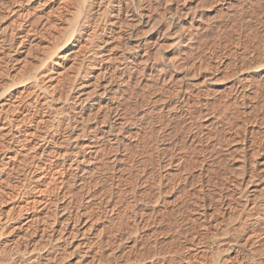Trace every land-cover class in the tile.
<instances>
[{
	"label": "rangeland",
	"instance_id": "rangeland-1",
	"mask_svg": "<svg viewBox=\"0 0 264 264\" xmlns=\"http://www.w3.org/2000/svg\"><path fill=\"white\" fill-rule=\"evenodd\" d=\"M117 1L118 0H19V3L18 0H0V14L4 18L0 21V32L1 26L5 27L3 28V32L5 33H0V37L4 39V42L0 41V46L4 43H10L9 37L11 36L8 35L10 34L9 27L13 25L12 20L15 18V14H9L10 10L8 9V12L3 9L2 6L6 7L9 4L8 6L11 8L15 6L18 10H22L23 14L28 12L18 17L19 11L16 16L23 19V27L27 26L26 28H29L26 29L24 27V33L31 32L28 33L30 38L29 42L26 41L24 46L17 48V50L12 49V47H0V90L7 84H12L14 81H20L25 79V77H31L30 80L28 79V82H19L10 88L9 94L11 93L10 95H14L13 98L15 96V98H18L15 101H23L24 105H30L36 93L40 94L39 100L42 103L41 106L44 105L48 110V112H45V117L46 119L48 118L46 124L42 123V125H38L35 121H23L22 123H18L24 116V113L21 115L19 112V120H13L9 125L6 124V122L11 120L9 116L12 112H9L10 108L7 104L3 105L2 103L8 101L6 99L11 96L8 94L9 96L7 95L8 97L6 99L0 101V264H187V260L190 259V257H196L198 260L197 264H264V235H262L260 229L264 225L258 227L256 225V219H258L260 215L264 216V187L262 188L261 186L258 192L249 193V197L252 198V200L249 199L253 202L245 203V196H241L242 200L241 197L240 199L239 197H237L238 199H233L236 202V207H234V209L230 207V204L234 201L229 199L235 197L240 189H234V192L233 186L230 187L231 183L228 181V171L230 169H227L230 168V164L236 161H232V157L230 156H237L238 151L240 152V149H234L232 144H229L230 146L227 145V143L232 140V136L235 135L234 130H237L236 128L240 129L245 123L247 127L252 128L253 126L252 130L254 131L257 129V131H262V129H264V100H262L264 99V93L261 94L264 90H260L264 89V86H261L264 82V76L262 78L261 75L264 73L262 71L259 76V73L251 72L254 76L247 78L249 73L248 70L252 69L250 68V62H252L253 66L257 63L264 62V0H184L185 2L180 0L182 4L179 0H171V3L167 2L169 0H160L161 6L166 2L167 4L162 7L158 6L155 9L156 12L153 11L152 16L155 13L153 16L154 18L155 15L163 13L162 15L165 17L162 15L159 16L160 19L158 18L159 20L157 21L160 22L158 23L155 21L156 26L154 25V28L151 27L153 30L149 29L147 25L145 26L146 23L140 24L138 26L139 30L136 28L133 34V39H135L134 42L130 43L131 46L129 44L130 47H133V44H137L138 41H142L144 38H146L147 41L145 47H140L139 49L141 50L138 49V53H140L138 54L137 60L139 62L136 60L132 77L127 86H125L126 89L124 90L126 91H124V96L121 100L122 107H124L122 109L125 110H123V113L129 116L128 118L126 116L127 119L130 120L131 118L130 122L135 119L133 116L137 115L135 116L137 119L134 120L136 124L134 123L135 125H133L131 122L132 126L129 125V130L127 129L128 135L126 133L122 138L123 142H121V140L119 142L120 145L117 144L116 146V150L117 148L125 147L124 149L122 148L125 152L121 154L119 153L120 151H114L112 148L114 152L112 151L105 158L103 157L104 161L102 160V162H99L94 158H96V156L101 157L99 155L101 149L98 147L95 151L96 148H91L95 152H86V155L92 160L90 163L92 166L87 163L82 165L83 168H90V173L87 174L83 171H75L74 167L78 160L77 157L72 156L71 158L63 159L62 157L52 156L51 143L48 140L53 136L55 137L54 141L56 144L57 142L59 143V137H61V132L58 131L57 134L54 130L58 128V126H54L55 124L57 125L58 112L61 110H69L70 108V103H65L64 98L69 99L72 96H80L82 93V82L88 81L92 84L96 83L98 79H102L101 76L103 73H101V70H103L104 67L101 69V66H105L110 62L112 63L115 61L113 63V69L109 68L107 70L106 75L108 80L113 84L121 81V75L113 72L117 64L121 62L118 58L124 62L126 61L124 58H127L126 54L128 55L127 50L129 46L126 47L125 43L121 41L119 33L123 34L127 32L129 26L124 22H132L134 18L140 15H136L135 13L143 11L145 14V12L148 13L149 10H151H148L150 7L145 0H143V3L142 0H119L121 3L120 6ZM149 1L153 3L154 0H148V3ZM158 1L159 0H155L154 3L156 4ZM6 3L7 5H5ZM185 3H188L190 6L194 5L192 6L193 8L196 6L195 11L197 13L194 12V10L191 12L193 8L189 5L188 7H190V9L187 8ZM168 4L171 5L169 6ZM179 4H181L183 8ZM158 9H160V11L163 10L157 13ZM180 9H189L192 17L188 16V19L186 18L185 20L184 18L181 22L174 23V13ZM170 10L171 12L175 10V12L170 13L172 17L168 15V18L167 14H169L168 12H170ZM22 11L20 13H22ZM72 16H74L73 19ZM48 17L50 18L48 19ZM121 18L122 24L120 26L118 23H121ZM118 19H120V21ZM138 19H140V17ZM169 19H173V21ZM68 20L70 21L69 23H67ZM112 20H118V23L114 21L112 24ZM154 20L156 19L154 18ZM108 22H110V24H108ZM169 22L171 24H169ZM123 23L124 27L122 28ZM176 24H179L181 28H179L178 25L176 26ZM8 25L9 27H7ZM125 27L126 32L123 30ZM144 29L149 30L150 33L148 31L147 33L141 32ZM178 29H180V31ZM110 30L112 32H110ZM47 31L51 33L49 32V34ZM71 31L74 34H72ZM136 33L137 35H135ZM55 34L57 35L56 37H54ZM67 36L72 39H68ZM104 37L110 40H108L109 44L106 43L107 47L103 48V53L102 51H98L99 48L96 46H99ZM147 38L149 40H147ZM67 39L69 42H67ZM60 42L64 43V45ZM91 49L92 51H90ZM8 50H11L12 53L5 55V52H8ZM94 50L97 51L95 52ZM71 51H74V53H71ZM141 52H143V54ZM98 54L100 57H98ZM108 55H111L114 60L111 59L112 61H108ZM241 56L242 59L245 57L243 59L244 63H240V61L242 62ZM246 58L248 60H246ZM4 60H8L9 63H6ZM143 60L144 62H142ZM245 60L249 62V67ZM254 60H257L256 64ZM211 62L214 65H211ZM240 65L243 66L242 70L240 69ZM164 66L165 68L168 67L164 69ZM17 67L20 69L18 70ZM159 67H163V69L161 70ZM157 68L159 69L157 70ZM233 69L235 72L237 71L236 74H234L235 72ZM231 73H233L234 76H231ZM113 74H115V77L112 76ZM118 75L120 77H117ZM239 77L241 78L239 79L240 82L242 81L241 83L238 81ZM252 77H254V79H251ZM256 77H259L261 80ZM242 78L246 79L243 80ZM249 79H251L250 82L253 80L251 84H253L252 86L257 92L256 84H260L258 88L260 92L256 94L254 91V94L251 93V95L246 96L244 95L245 92V94L250 93L249 86H246L247 80ZM232 83L236 85L234 91L232 87H235V85L233 84L232 86ZM40 86L44 89L40 88ZM245 87H247V89ZM114 88H116V85H114ZM229 88L233 93L230 92ZM42 90L43 93H41ZM177 92L180 94L178 95ZM237 93L239 97L240 94H242L241 98L238 97ZM61 94L62 96L59 97ZM185 95H188L187 99H185ZM231 95H234L237 100H235L234 96L232 98ZM252 95L255 98L250 97ZM260 96L263 98L261 99ZM52 97L56 99L50 101ZM246 99L249 103H246ZM259 99L260 101H258ZM255 100H257V102ZM236 101L242 103L238 104ZM250 101L252 103H250ZM253 101L255 102V107H253ZM243 104H245L247 108L243 107L245 106ZM173 105L177 106L175 107ZM249 106H252L250 107L251 110L256 109L258 112L262 110L260 111L261 113L259 112L262 118L258 116L257 121L250 120L251 122L254 121L252 122L253 124L246 120L249 118L247 117L248 115L251 116V112L249 114L247 113L251 111H248ZM258 106L259 109L257 108ZM186 107L189 109L185 111ZM237 108H240L241 112L237 111ZM105 109L106 108H104L103 111H105ZM242 109L247 111L246 116H244V111H242ZM254 110H252V112ZM103 111L101 115L103 113V115H106V112ZM142 111L143 113L148 111L149 113H147L149 115L151 114L150 116L153 118L152 121V118L148 116L146 120L149 121H146L147 125H144V129V123L142 126L140 125V128L137 124L138 121L141 122L138 118L142 115L138 114H143ZM27 112L28 111H25V113ZM242 113L243 115H241ZM156 114H159V116L162 115L160 116V121H158L159 118ZM186 114L188 116H186ZM236 115L240 117L236 119ZM166 118L168 123H163L162 120L165 122ZM242 118L246 121L242 122ZM238 119L241 121L239 122ZM241 122L242 124H240ZM148 124L153 128L148 130V128H150ZM90 126L93 127V125ZM229 127L230 129H228ZM231 127H233V130H231ZM137 130H139V132ZM140 131L147 133H143L142 135ZM200 131L201 133L203 132L202 134H206V137L199 134V140L197 133H200ZM129 132L134 134L131 133L129 135ZM191 133H193L194 138ZM200 135L201 137L203 136V140H201ZM224 136L227 137L226 140H224ZM144 137L147 138L145 139ZM196 137L198 138L197 140H195ZM220 139L224 140V143ZM197 141L198 143H196ZM219 141L222 143L220 144ZM62 142L64 141H60V144H62ZM231 147V150L228 149ZM227 149L230 150L228 151L229 153ZM227 153L230 155L228 156ZM201 155L204 157L203 159ZM183 156L185 159H183ZM177 157L181 159L178 162ZM216 158L219 159L216 160ZM182 160L185 161H183L184 164H182ZM222 160L228 161H223V163ZM217 161L219 164L228 162L229 164L227 163V166L218 164L219 166L225 167L227 170L223 171V169H221L222 167L219 170V166L216 165ZM262 161L263 160L260 162ZM213 162H216L215 165L217 168ZM187 163L190 166L193 164H199L201 166L197 165V167H195L196 165H193L194 167L191 166V169L190 166L186 165ZM211 164L216 168V175L213 171L210 172L209 176L211 179H209L208 172L207 174H205V172L209 171V169L215 170L214 167L213 169L211 168ZM255 166L260 169L264 167V163L261 164V166L260 164H252L253 168ZM188 168L191 170L188 171ZM259 171L262 172L263 169ZM198 172H202V174L205 175H201ZM186 173L190 174L191 180L186 179L189 178ZM224 173L227 175L224 176ZM183 175H186V177ZM155 176L157 178H155ZM199 176H204L205 179ZM193 179L195 183H193ZM202 180L205 181L203 182ZM189 181H193L192 183L195 185L191 184V182L189 183ZM224 181L226 182L224 183ZM182 183L185 184L183 185ZM229 183V188H227ZM188 185L190 187H188ZM191 185L193 186L191 187ZM201 186L202 190L200 189ZM232 194L233 196H231ZM251 194L254 197H251ZM202 196H205L204 201L206 203H204L207 204L206 210L204 208L206 205L203 203ZM222 196L225 198L223 199ZM198 197H200L202 201ZM196 200L199 203L201 202L199 206H197L198 208L196 207V205H198V203H195ZM226 200L230 201L228 208L224 207L227 206L225 205ZM223 202L224 205H222ZM256 203H258L257 206L255 208L252 207ZM219 205L222 207L223 216H221V207H219ZM216 207L220 209L218 211H220L221 214L218 213L216 209L214 210ZM212 209L217 213L213 211V214H211ZM207 210H211L208 212L209 215L214 216L217 214L215 217L221 218V220L215 218L217 223L218 220L219 222L224 220L223 223H220L223 227H220L219 224V228H217V226L215 228L213 225H215L214 222L216 221L210 223L207 217L209 215L206 213ZM234 218L237 220L236 224H234ZM198 219L202 220V222ZM206 219L207 221L205 222ZM228 222H230V224ZM200 223H203V230ZM204 225L210 226V229L212 227L214 229L212 231H217L218 234L225 231V229L226 231L223 233H229L223 234L224 238L219 239V243L215 244L213 243L214 233L213 235H211L212 233L210 234L211 238L207 236L210 231L207 229L208 226L204 229ZM228 229L231 231H228ZM194 231H196V233ZM200 234L203 237L199 236ZM196 236L200 238L201 241L204 239L202 241L206 246L204 247V252H202L203 250L200 251L201 249L196 251L198 248V246H196L198 245L196 244ZM194 237L196 238L194 239ZM190 238L191 242L194 241L192 242L193 244L190 242ZM206 238H209V240L211 239V241L208 240L207 242ZM205 242H207V244L209 243V245ZM210 243H212V245ZM233 243L236 245L234 246V248H236L235 251L227 250V245ZM256 244L258 246H256ZM193 245L196 248H194ZM258 247L260 248L258 249ZM207 251H209V253ZM218 251L219 253H217ZM203 260L205 261L203 262Z\"/></svg>",
	"mask_w": 264,
	"mask_h": 264
},
{
	"label": "bare ground",
	"instance_id": "bare-ground-1",
	"mask_svg": "<svg viewBox=\"0 0 264 264\" xmlns=\"http://www.w3.org/2000/svg\"><path fill=\"white\" fill-rule=\"evenodd\" d=\"M22 1V0H21ZM26 1H28V0H26ZM72 1V0H71ZM76 1V0H75ZM95 1V0H94ZM112 1V0H111ZM141 1V0H140ZM140 1H139V3H140ZM145 1H147V4H149V7L150 8H148V10L149 9H151V10H149V12H151V13H147V12H145V14L143 13V11L142 12H137V13H135L136 15L137 14H140L137 18H132L133 20H132V22L131 21H129L128 23H126V22H124L125 24H127L129 27H128V30H127V32H126V27L123 29V30H125V32L126 33H123V34H120L119 33V38H121V41H123L124 43H125V45H126V47L127 46H129V44L130 43H132V42H134V40L135 39H133V34H134V32H135V30H136V28L138 29V26L140 25V24H144V23H146L145 24V26L147 25V27L149 28V29H151V30H153V28H154V25L156 26V22H158L157 20H159L160 19V15H162V14H160V15H155V19L156 20H154V18H153V16H154V14H153V16H152V13H153V11H155V9L158 7V6H161L160 4H161V2H160V0L155 4L154 2H155V0L153 1V3H151L150 1H149V3H148V0H145ZM152 1V0H151ZM157 1V0H156ZM162 1H167V0H162ZM171 0H169V1H167V2H170ZM184 1V0H183ZM191 1V0H190ZM18 2H19V0H18ZM45 2V1H44ZM109 2V1H108ZM117 2H119V6H120V1L118 0ZM167 2L165 3V4H167ZM175 2V1H174ZM179 2H180V0H179ZM185 2V1H184ZM193 2V1H192ZM20 3V2H19ZM21 3H23V2H21ZM77 3V2H76ZM83 3H84V1H83ZM136 3V2H135ZM142 3H143V0H142ZM171 3V2H170ZM181 3V2H180ZM13 4V3H12ZM112 4V3H111ZM115 4V3H114ZM118 4V3H117ZM132 4V3H131ZM144 4H146V3H144ZM163 4V3H162ZM165 4L164 5H162V6H165ZM172 4H174V3H172ZM182 4V3H181ZM181 4H179V5H181ZM186 4V3H185ZM194 4V3H193ZM5 5H7V3L5 4ZM9 5V4H8ZM6 6V7H4V6H2L3 7V9H5V10H7L8 12H9V10H10V12H9V14L11 13V14H15V18H13V25H11L10 27H9V25L7 26V27H9V31H10V34H8V35H10L11 37H9L10 38V41H9V39H8V41L10 42V43H8V44H3V45H1L0 47H2V48H4V47H12V49H16L17 50V48H19V47H23L24 46V43H26V41L27 42H29V34L28 33H31L29 30V32L28 33H24V27H23V25H24V21H23V19H20V18H18L19 16H21V15H24L25 13H28V12H25L24 14H23V11H22V13H20L21 11H20V9L18 10V8H16L15 6H12V8L11 7H9V6ZM20 5V4H19ZM69 5V4H68ZM169 6L171 5V4H168ZM175 5V4H174ZM187 5V8H189L190 9V7H192V6H194V5H192V6H190L188 3L186 4ZM188 5L190 6V7H188ZM17 6V5H16ZM141 6V5H140ZM142 6H144V5H142ZM161 6V7H162ZM176 6V5H175ZM184 6V5H183ZM207 6V5H206ZM21 7H22V5H21ZM21 7H19V8H21ZM24 7V6H23ZM29 7V6H28ZM56 7H58V6H56ZM90 7V6H89ZM107 7V6H106ZM122 7V6H121ZM127 7V6H126ZM133 7V6H132ZM145 7V6H144ZM144 7H142V8H144ZM179 7V6H178ZM181 7H182V5H181ZM196 7V6H195ZM194 7V8H195ZM77 8V7H76ZM124 8V7H123ZM137 8H138V6H137ZM160 8V7H159ZM167 8V7H166ZM180 8V7H179ZM183 8V7H182ZM193 8V7H192ZM192 9L191 10V12L194 10V12H196L195 10H196V8L195 9ZM9 9V10H8ZM56 9V8H55ZM104 9V8H103ZM133 9V8H132ZM165 9V8H164ZM168 9V8H167ZM170 9V8H169ZM174 9V8H173ZM185 9V8H184ZM189 9H186V10H183V9H180V10H178L176 13H174V18H175V21H174V23H179V22H181V20H183L184 18H185V20H186V18L189 16H191L190 15V10ZM24 10V9H23ZM28 10V9H27ZM33 10V9H32ZM73 10V9H72ZM137 10V9H136ZM163 10V9H162ZM161 10V11H162ZM166 10V9H165ZM6 11V12H7ZM20 11V12H19ZM59 11V10H58ZM86 11V10H85ZM88 11V10H87ZM98 11V10H97ZM106 11V10H105ZM128 11V10H127ZM138 11V10H137ZM160 11V9H158V11H157V13L158 12H161ZM4 12V11H3ZM18 12H19V14H18ZM53 12V11H52ZM56 12V11H55ZM61 12V11H60ZM73 12V11H72ZM156 12V11H155ZM173 12H175V10L173 11ZM173 12H171V10H170V12H168L169 14H167V17H168V15H170V13H173ZM39 13V12H38ZM74 13H75V11H74ZM101 13V12H100ZM103 13V12H102ZM147 13V14H146ZM197 13V12H196ZM16 14H18L17 16H16ZM47 14V13H46ZM86 14V13H85ZM91 14V13H90ZM165 14V13H164ZM192 14H194V13H192ZM39 15V14H38ZM42 15V14H41ZM40 15V16H41ZM55 15V14H54ZM124 15H126V14H124ZM173 15V14H172ZM197 15V14H196ZM29 16V15H28ZM47 16V15H46ZM62 16V15H61ZM61 16H60V18H61ZM105 16V15H104ZM108 16V15H107ZM156 16H157V18H156ZM163 16V15H162ZM162 16H161V18H162ZM171 16V15H170ZM67 17V16H66ZM106 17V16H105ZM136 17V16H135ZM140 17V19H138ZM144 17V18H143ZM163 17H165V16H163ZM172 17V16H171ZM192 17V16H191ZM47 18V17H46ZM45 18V19H46ZM50 17H48V19H49ZM63 18V17H62ZM74 18V16H72V19ZM89 18V17H88ZM107 18V17H106ZM123 18V17H122ZM122 18H121V23H118V20L120 21V19H118L117 21L116 20H114V21H116L118 24H120V26H121V24H122ZM159 18V19H158ZM169 18V17H168ZM167 18V19H168ZM196 18V17H195ZM2 19H4L3 17H2V15L0 14V21L2 20ZM69 19V18H68ZM103 19H105V18H103ZM130 19V18H129ZM144 19V20H143ZM166 19V20H167ZM188 19V18H187ZM191 19V18H190ZM10 20V21H11ZM63 20V19H62ZM70 20V19H69ZM68 20V22L67 23H69L70 21ZM169 20H172L173 21V19H169ZM11 21V22H12ZM56 21V20H55ZM59 21V20H58ZM57 21V22H58ZM111 21V20H110ZM114 21L112 20V24L114 23ZM124 21V20H123ZM156 21V22H155ZM168 21V20H167ZM190 21V20H189ZM50 22V21H49ZM115 22V23H116ZM131 22V23H130ZM160 22V21H159ZM158 22V23H159ZM195 22V21H194ZM29 23V22H28ZM124 23H123V25H122V28L124 27ZM130 23V24H129ZM155 23V24H154ZM157 23V24H158ZM173 23V24H174ZM183 23H184V21H183ZM7 24V23H6ZM9 24V23H8ZM31 24V23H30ZM107 24V23H106ZM108 24H110V22H108ZM169 24H171L170 22H169ZM26 25V24H25ZM159 25V24H158ZM179 26V28H181V26L179 25V24H176V26ZM182 25V24H181ZM186 25V24H185ZM5 26V25H4ZM79 26V25H78ZM103 26H105V25H103ZM108 26V25H107ZM112 26V25H111ZM110 26V27H111ZM118 26V25H117ZM150 26V27H149ZM166 26V25H165ZM169 26V25H168ZM183 26H184V24H183ZM27 27V26H26ZM25 27V28H26ZM32 27V26H31ZM41 27V26H40ZM106 27V26H105ZM105 27H104V29H105ZM109 27V26H108ZM143 27V26H142ZM151 27H153V28H151ZM185 27V26H184ZM187 27V26H186ZM3 28H5V27H3V26H1V32H3ZM140 29H143V28H141V27H139ZM167 28V27H166ZM176 28V27H175ZM26 29H29V28H26ZM53 29H55V28H53ZM193 29V28H192ZM6 30V29H5ZM49 30V29H48ZM60 30V29H59ZM109 30V29H108ZM122 30V31H123ZM139 30V29H138ZM179 31H180V29H178ZM186 30V29H185ZM189 30V29H188ZM8 31V32H9ZM43 31V30H42ZM52 31V30H51ZM102 31H104V30H102ZM141 31V30H140ZM147 31L149 32V30H142L141 32H144V33H147ZM164 31V30H163ZM177 31V30H176ZM175 31V32H176ZM0 32V33H1ZM48 33L50 32V31H47ZM58 32V31H57ZM72 32V31H71ZM110 32H112L111 30H110ZM138 32V31H137ZM162 32V31H161ZM178 32V31H177ZM176 32V33H177ZM182 32H183V30H182ZM181 32V33H182ZM187 32V31H186ZM198 32V31H197ZM196 32V33H197ZM5 32H3L2 34H4ZM51 33V32H50ZM49 33V34H50ZM60 33V32H59ZM70 33V32H69ZM150 33V32H149ZM184 33H185V31H184ZM7 34V33H6ZM34 34H36V33H34ZM41 34V33H40ZM39 34V35H40ZM62 34H64V33H62ZM72 34H74L73 32H72ZM105 34V33H104ZM118 34V33H117ZM139 34V33H138ZM169 34V33H168ZM190 34H191V32H190ZM101 35V34H100ZM110 35V34H109ZM108 35V36H109ZM135 35H137V33L135 34ZM145 35V34H144ZM147 35V34H146ZM175 35V34H174ZM180 35V34H179ZM188 35V34H187ZM5 36V35H4ZM51 36V35H50ZM57 35L55 34V36L54 37H56ZM62 36V35H61ZM70 36H71V33H70ZM73 36V35H72ZM91 36V35H90ZM94 36V35H93ZM140 36H142V35H140ZM151 36V35H150ZM170 36H172V35H170ZM176 36V35H175ZM181 36V35H180ZM184 36V35H183ZM195 36V35H194ZM33 37V36H32ZM68 37V36H67ZM87 37V36H86ZM92 37V36H91ZM185 37V36H184ZM1 39H0V41H3L4 42V39L2 38V37H0ZM5 38H6V36H5ZM53 38V37H52ZM33 39V38H32ZM49 39V38H48ZM47 39V40H48ZM55 39V38H54ZM59 39V38H58ZM57 39V40H58ZM68 39H70L69 37H68ZM68 39H67V42H69L68 41ZM72 39V38H71ZM70 39V40H71ZM78 39V38H77ZM80 39V38H79ZM90 39V38H89ZM99 39H101V38H99ZM139 39V38H138ZM145 39V40H144ZM142 41H138L137 42V44H133V47H130L131 46V44H130V46H129V48H128V55L126 54V56H127V58L125 59L124 57V60H126L125 62L123 61V60H120L119 58H118V60L119 61H121L120 63H118L117 64V67L116 68H114L115 70H114V72L113 73H118V74H120L121 75V81L119 82V83H117L116 81V83H112L111 81H109L108 80V78H107V75H106V73H107V70L109 69V68H112L113 69V63L115 62H110V63H108L107 61V65H102L101 66V69L104 67V69L103 70H101V73H103V75L101 76V78L102 79H98L97 80V82L96 83H92L91 84V82H88V81H86V82H82L81 83V86H82V89H81V95L80 96H72V97H70L69 99L68 98H64V102L65 103H70V108H69V110H65V111H57L58 112V114L59 115H57L58 117H57V125L55 124V122H54V126H58V128L57 129H54L56 132L55 133H57L58 131H60L61 132V137H59V143L57 142L56 144H55V141H54V138L55 137H53L52 136V138H50V140H48L50 143H51V154H52V156H56V157H62L63 159L64 158H71L72 156H75V157H77L78 158V160H77V163H75V167H74V169H75V171L76 172H78V171H83L84 173L86 172V174L87 173H90V168H83L82 167V165L84 164H89V165H91L90 163H91V161L92 160H90L88 157H87V155H86V152H92V153H94L96 150H97V148L99 147L101 150H100V153H99V155L101 156V157H99V156H96V158H94L96 161H99V162H102V160H103V157L105 158L107 155H109L113 150L114 151H120L119 153H121V154H123L125 151L122 149V148H117V150H116V146H117V144L118 145H120L119 144V142L122 140V138L126 135V133H127V135H128V130H129V125H131L132 123H133V125H135L136 124V122L134 121V120H136L137 118L135 117V116H137V115H135V116H133V113H132V116L135 118L133 121H131L130 122V120H131V118H130V120L129 119H127L129 116H127V115H124V109H122V108H124V107H122L123 105H122V99H123V96H124V91H126V90H124V89H126L125 88V86H127V84L129 83V81H130V79H131V77H132V73H133V71H134V67H135V63H136V60H137V57H138V54L140 53H138V49L140 48V47H145V45L147 44V41H146V38H144ZM7 40V39H6ZM108 40H110V39H108V38H102V40H101V42H100V44H99V46H96V47H98L99 49H98V51H104L103 50V48H106L107 46H106V43H108L109 44V42H108ZM147 40H149L148 38H147ZM151 40V39H150ZM189 40V39H188ZM48 41H50V40H48ZM93 41V40H92ZM118 41V40H117ZM187 41V40H186ZM31 42V41H30ZM54 42H55V40H54ZM58 42V41H57ZM88 42V41H87ZM91 42V41H90ZM175 42V41H174ZM44 43V42H43ZM60 43H62V42H60ZM119 43H120V41H119ZM177 43V42H176ZM193 43V42H192ZM32 44H34V43H32ZM55 44V43H54ZM98 44H96V45H98ZM123 44V43H122ZM194 44V43H193ZM192 44V45H193ZM42 45V44H41ZM45 45V44H44ZM43 45V46H44ZM62 45H64V43H62ZM61 45V46H62ZM93 45V44H92ZM95 45V44H94ZM134 45H135V47H134ZM179 45V44H178ZM38 46V45H37ZM40 46V45H39ZM54 46V45H53ZM55 46H56V44H55ZM86 46V45H85ZM34 47H35V45H34ZM82 47V46H81ZM197 47V46H196ZM42 48V47H41ZM54 48V47H53ZM58 48V47H57ZM77 48H79V47H77ZM83 48V47H82ZM146 48H148V47H146ZM9 49V48H8ZM49 49V48H48ZM87 49V48H86ZM93 49H95V48H93ZM97 49V48H96ZM2 50V49H1ZM76 50V49H75ZM80 50H81V48H80ZM79 50V51H80ZM139 50H141V49H139ZM146 50V49H145ZM262 50V49H261ZM4 51V50H3ZM11 50H8V52H5V55H7L8 53H12V51L10 52ZM78 51V52H79ZM90 51H92V49L90 50ZM95 51V50H94ZM97 51V50H96ZM95 51V52H96ZM191 51V50H190ZM195 51V50H194ZM258 51V50H257ZM15 52V51H14ZM213 52V51H212ZM255 52V51H254ZM263 52V51H262ZM3 53V52H2ZM71 53H74V51H71ZM81 53V52H80ZM93 53V52H92ZM104 53V52H103ZM142 54H143V52H141ZM144 53H145V51H144ZM259 53V52H258ZM64 54V53H63ZM78 54V53H77ZM101 54V53H100ZM149 54H150V52H149ZM251 54V53H250ZM263 54H264V52H263ZM25 55V54H24ZM89 55V54H88ZM93 55V54H92ZM95 55H97V54H95ZM99 55V54H98ZM183 55V54H182ZM187 55V54H186ZM246 55V54H245ZM259 55V54H258ZM258 55H256V56H258ZM28 56V55H27ZM105 56V55H104ZM141 56V55H140ZM83 57V56H82ZM92 57V56H91ZM93 57H95V56H93ZM98 57H100V55L98 56ZM97 57V58H98ZM143 57H146V56H143ZM151 57V56H150ZM260 57V56H259ZM259 57H257V58H259ZM262 57V56H261ZM264 57V56H263ZM2 58V57H1ZM4 58V57H3ZM52 58V57H51ZM104 58V57H103ZM106 58V57H105ZM117 58V57H116ZM166 58V57H165ZM245 58V57H244ZM243 58V59H244ZM253 58V57H252ZM255 58V57H254ZM13 59V58H12ZM17 59V58H16ZM49 59V58H48ZM94 59V58H93ZM114 60V58H112V56L111 55H108V58H107V60L109 61V60ZM145 59V58H144ZM164 59V58H163ZM194 59V58H193ZM202 59V58H201ZM200 59V60H201ZM207 59V58H206ZM241 59H242V56H241ZM242 59V62L240 61V63H244L243 60ZM251 59V58H250ZM264 59V58H263ZM262 59V60H263ZM25 60H26V58H25ZM46 60V59H45ZM92 60V59H91ZM99 60H102V59H99ZM106 60V59H105ZM111 60V61H112ZM116 60V59H115ZM146 60V59H145ZM167 60V59H166ZM169 60V59H168ZM180 60V59H179ZM204 60V59H203ZM238 60V59H237ZM246 60H248L247 58H246ZM245 60V62H247ZM4 61H6V60H4ZM21 61V60H20ZM98 61V60H97ZM123 61V62H122ZM188 61V60H187ZM194 61V60H193ZM192 61V62H193ZM208 61H209V59H208ZM212 61V60H211ZM214 61V60H213ZM251 61V60H250ZM253 61V60H252ZM255 62V64H256V61L257 60H254ZM264 61V60H263ZM8 62V60L6 61V63ZM18 62V61H17ZM25 62V61H24ZM55 62H57V61H55ZM105 62V63H106ZM137 62H139L138 60H137ZM142 62H144V60L142 61ZM165 62V61H164ZM210 62V61H209ZM236 62V61H235ZM4 63V62H3ZM9 63V62H8ZM33 63V62H32ZM61 63V62H60ZM189 63V62H188ZM203 63V62H202ZM239 63V62H238ZM238 63H237V65H238ZM249 62H247L246 64L248 65V67H249V64H248ZM251 63V67L250 68H252V69H250V70H248L249 71V73H248V75H247V73H246V75L248 76L247 78H250L251 76H254V75H252L251 74V72H255V73H259V76H260V74H261V72L263 71V73H264V62H262V63H257L256 65H252V62H250ZM28 64V63H27ZM100 64H102V63H100ZM116 64V63H115ZM134 64V65H133ZM138 64V63H137ZM193 64V63H192ZM208 64V63H207ZM213 63L211 62V65H212ZM6 65V64H5ZM20 65V64H19ZM36 65V64H35ZM71 65V64H70ZM154 65V64H153ZM152 65V66H153ZM156 65V64H155ZM181 65V64H180ZM209 65H210V63H209ZM214 65V64H213ZM235 65V64H234ZM241 65H243V64H241ZM240 65V69L242 70V67L244 66H241ZM31 66V65H30ZM42 66V65H41ZM44 66V65H43ZM215 66H216V64H215ZM236 66V65H235ZM79 67V66H78ZM94 67V66H93ZM100 67V66H99ZM137 67V66H136ZM142 67H143V65H142ZM145 67V66H144ZM168 67V66H167ZM166 67V68H167ZM179 67V66H178ZM191 67V66H190ZM224 67V66H223ZM247 67V66H246ZM245 67V68H246ZM18 68V67H17ZM33 68V67H32ZM47 68V67H46ZM68 68V67H67ZM77 68V67H76ZM160 68V67H159ZM159 68H157V70L159 69ZM165 68V66H164V69H166ZM186 68V67H185ZM195 68V67H194ZM206 68V67H205ZM214 68V67H213ZM222 68V67H221ZM226 68H227V66H226ZM20 68H18V70H19ZM34 69V68H33ZM32 69V70H33ZM73 69V68H72ZM137 69H139V68H137ZM161 70L163 69V67L162 68H160ZM187 69V68H186ZM235 69V68H234ZM234 69H233V71H234ZM237 69V68H236ZM238 69H239V66H238ZM77 70H78V68H77ZM177 70V69H176ZM194 70V69H193ZM211 70V69H210ZM240 70V71H241ZM24 71V70H23ZM22 71V72H23ZM29 71V70H28ZM65 71V70H64ZM112 71V70H111ZM239 71V72H240ZM0 72H1V69H0ZM158 72V71H157ZM156 72V73H157ZM161 72V71H160ZM160 72H159V74H160ZM164 72H165V70H164ZM232 72V71H231ZM235 72V71H234ZM237 72V71H236ZM236 72L234 73V74H236ZM47 73V72H46ZM155 73V72H154ZM28 74V73H27ZM232 74V75H231ZM230 75L231 76H234V74L233 73H231ZM238 74V73H237ZM25 75V74H24ZM45 75H47V74H45ZM44 75V76H45ZM68 75V74H67ZM76 75V74H75ZM87 75V74H86ZM110 75H111V72H110ZM115 74H113L112 76H114ZM18 76H20V75H18ZM39 76V75H38ZM55 76V75H54ZM69 76V75H68ZM94 76H96V75H94ZM187 76V75H186ZM263 76H264V74L263 75H261V77L263 78ZM115 77V76H114ZM117 77H120L119 75L117 76ZM116 77V78H117ZM183 77V76H182ZM238 77V76H237ZM244 77H246V76H244ZM19 78V77H18ZM30 78L31 77H25V79H22V80H20V81H14L12 84H7L3 89H1L0 90V101L1 100H3V99H6L10 94H9V90H10V88H12L14 85H16L17 83H19V82H21V83H25V82H28V79L30 80ZM52 78V77H51ZM68 78V77H67ZM66 78V79H67ZM134 78V77H133ZM257 79H260L259 77H256ZM36 79H37V77H36ZM239 79H241L240 77L238 78V81H239ZM243 79V78H242ZM246 79V78H245ZM245 79H243V80H245ZM251 79H254V77H252ZM251 79H249V80H247V84H246V86L248 85L249 86V91H250V93H247V94H245L244 93V95H246V96H249V95H251V93H253L255 90H254V87L252 86L253 84H251L252 83V81L250 82V80ZM264 79V78H263ZM44 80V79H43ZM42 80V81H43ZM56 80V79H55ZM261 80V79H260ZM44 81H46V80H44ZM163 81V80H162ZM256 81V80H255ZM254 81V82H255ZM263 81V80H262ZM12 82V81H11ZM59 82V81H58ZM240 82V81H239ZM242 82V81H241ZM240 82V83H241ZM230 83V82H229ZM257 83V82H256ZM255 83V84H256ZM259 83H261V82H259ZM258 83V84H259ZM35 84V83H34ZM50 84V83H49ZM157 84V83H156ZM155 84V85H156ZM179 84V83H178ZM233 84L234 83H232V86H233ZM254 84V85H255ZM32 85V84H31ZM64 85V84H63ZM114 85H116V88H114ZM235 85V84H234ZM245 85V84H244ZM264 86V82L261 84V86ZM57 86V85H56ZM68 86V85H67ZM129 86V85H128ZM256 86H257V89H256V87H255V89L256 90H258V92H260L259 91V86H260V84L259 85H257L256 84ZM49 87V86H48ZM131 87V86H130ZM162 87V86H161ZM166 87V86H165ZM231 87V86H230ZM234 87V86H233ZM233 87H232V90L234 91L235 90V88H236V85H235V87H234V89H233ZM242 87H244V86H242ZM40 88H42V89H44L42 86H40ZM39 88V89H40ZM170 88V87H169ZM175 88V87H174ZM246 89H247V87H245ZM245 88H243V89H245ZM49 89V88H48ZM159 89V88H158ZM230 89V88H229ZM241 89V88H240ZM240 89H239V91H240ZM164 90V89H163ZM170 90V89H169ZM175 90V89H174ZM190 90V89H189ZM231 89H230V92H232L233 93V91H232ZM242 90V89H241ZM260 90H264V89H260ZM65 91V90H64ZM166 91V90H165ZM181 91V90H180ZM236 91H238V90H236ZM34 92V91H33ZM32 92V93H33ZM157 92V91H156ZM179 92V91H178ZM177 92V93H178ZM256 92V94L258 93L257 91H255ZM41 93H43V90L41 91ZM55 93V92H54ZM177 93H175V94H177ZM190 93V92H189ZM262 93H264V91L263 92H261V94ZM9 94V95H8ZM126 94V93H125ZM161 94V93H160ZM168 94H170V93H168ZM172 94V93H171ZM180 93H178V95H179ZM238 94V93H237ZM254 94V93H253ZM255 94V95H256ZM260 94V93H259ZM8 95V96H7ZM20 95V94H19ZM18 95V96H19ZM67 95V94H66ZM241 95L242 94H240V97H239V94H238V97L239 98H241ZM243 95V96H244ZM254 95V96H255ZM6 96V97H5ZM11 97H9L8 99H6V100H8V101H5L4 103H2L3 105H8L9 106V108H10V113L12 112V114L9 116V118L11 119V120H9V122H6V124H11L12 123V121L13 120H16V119H18L19 118V112H20V114L22 115L23 113H24V116L18 121V123H22L23 121H28V122H33V121H35L36 122V124H38V125H42V123L43 124H46L47 122H48V118L46 119V117H45V112H48V110L46 109V107H44V105L43 106H41V101L39 100V96H40V94H37L36 93V96H35V98L30 102V105H24V103H23V101L21 102L20 100H18V102L17 101H15L16 99H18V98H13V96L12 95H10ZM24 96V95H23ZM22 96V97H23ZM60 96H62V94L61 95H59V97ZM181 96H182V94H181ZM186 96V95H185ZM188 96V95H187ZM187 96H186V98L185 99H187ZM232 96V95H231ZM234 96V95H233ZM233 96H232V98H233ZM242 96V97H243ZM245 96V97H246ZM263 96H264V94H263ZM20 97H21V95H20ZM19 97V98H20ZM174 97V96H173ZM250 97H252V98H255V97H253V95L252 96H250ZM160 98V97H159ZM170 98V97H169ZM234 98H235V96H234ZM238 98V99H239ZM244 98V97H243ZM257 98H259V97H257ZM260 98H261V96H260ZM263 98V97H262ZM261 98V99H262ZM12 99H14V100H12ZM20 99H22V98H20ZM24 99V98H23ZM47 99V98H46ZM56 98L55 97H52V98H50V101L51 100H55ZM178 99V98H177ZM182 99V98H181ZM126 100V99H125ZM124 100V101H125ZM164 100V99H163ZM180 100V99H179ZM234 100V99H233ZM235 100H237L236 98H235ZM249 100V99H248ZM254 100V99H253ZM262 100H264V99H262ZM165 101V100H164ZM173 101V100H172ZM243 101V100H242ZM252 101V100H251ZM250 101V103H252ZM256 102H257V100H255ZM258 101H260V99L258 100ZM7 102V103H6ZM126 102V101H125ZM185 102V101H184ZM234 102V101H233ZM237 102V101H236ZM254 102V101H253ZM263 102V101H262ZM261 102V103H262ZM124 103V102H123ZM164 103V102H163ZM172 103V102H171ZM176 103V102H175ZM238 103V102H237ZM240 103V102H239ZM238 103V104H239ZM242 103V102H241ZM240 103V104H241ZM243 103H245V102H243ZM246 103H249V102H247V99H246ZM245 103V104H246ZM64 104V103H63ZM245 104H243V105H245ZM254 104V106L253 107H255L256 105H255V102L253 103ZM50 105V104H49ZM62 105V104H61ZM135 105V104H134ZM194 105V104H193ZM248 105V104H247ZM250 105V104H249ZM46 106V105H45ZM60 106V105H59ZM105 106V107H104ZM163 106V105H162ZM173 106H175V105H173ZM177 106V105H176ZM175 106V107H176ZM178 106H179V103H178ZM237 106H239V105H237ZM260 106V105H259ZM259 106L257 107L258 109H259ZM262 106V105H261ZM25 107V108H24ZM134 107V106H133ZM138 107V106H137ZM189 107V106H188ZM241 107H242V105H241ZM243 107H246V105L245 106H243ZM250 107H252V106H249V109H248V111L249 110H251V108ZM104 108H106L107 109V111H106V109H105V111H103L104 110ZM126 108V107H125ZM130 108V107H129ZM161 108V107H160ZM168 108H169V106H168ZM171 108V107H170ZM178 108V107H177ZM192 108V107H191ZM247 108V107H246ZM137 109V108H136ZM139 109V108H138ZM186 109L188 110L189 108H185V111H186ZM193 109V108H192ZM240 108H237V111H240L241 112V109L239 110ZM263 109V108H262ZM47 110V111H46ZM51 110H52V108H51ZM124 110V111H123ZM141 110V109H140ZM156 110V109H155ZM170 110V109H169ZM252 110H254V109H252ZM252 110L251 111H249V112H247L245 109H242V111H244L243 113H244V116H246V114L248 113H250L251 112V116H247V117H249L248 119H246L247 120V122H249L250 120H254V121H257V117L258 116H260L261 118H262V116L261 115H259V112L260 111H262V110H259V112L255 109L253 112H252ZM6 111H7V109H6ZM25 111H28L27 113H25ZM106 112L105 114L106 115H101V112ZM149 111V110H148ZM147 111V112H148ZM177 111V110H176ZM236 111V112H237ZM136 112V111H135ZM147 112H144L143 113V111H142V113L143 114H138V115H142V116H138L139 118L138 119H140V121L141 122H137V124L139 125V128H140V125L142 126V124H143V129H144V125H147L146 124V121H149V120H146V119H148V116H150ZM169 112V111H168ZM188 112V111H187ZM235 112V111H234ZM233 112V113H234ZM247 112V113H246ZM126 113V112H125ZM189 113V112H188ZM243 113L241 114V115H243ZM261 113V112H260ZM263 113V112H262ZM127 114V113H126ZM135 114V113H134ZM155 114V113H154ZM184 114V113H183ZM235 114H237V113H235ZM54 115V114H53ZM157 115V114H156ZM180 115V114H179ZM178 115V116H179ZM193 115V114H192ZM18 116V117H17ZM126 116H127V118H126ZM131 116V115H130ZM152 116H154V115H152ZM158 116V118H159V120L158 121H160V116H162V115H160L159 116V114L157 115ZM167 116V115H166ZM175 116V115H174ZM186 116H188L187 114H186ZM47 117H50V116H47ZM151 117V116H150ZM234 117V116H233ZM240 116H237L236 115V119L237 118H239ZM242 117V116H241ZM36 118V119H35ZM38 118H39V120H38ZM152 118V117H151ZM155 118V117H154ZM162 118V117H161ZM170 118V117H169ZM175 118V117H174ZM178 118V117H177ZM180 118V117H179ZM261 118H260V120H261ZM49 119H51V118H49ZM157 119V118H156ZM163 119V118H162ZM161 119V120H162ZM181 119H182V117H181ZM193 119V118H192ZM195 119V118H194ZM241 119V118H240ZM152 121H153V118L151 119ZM155 120V119H154ZM173 120H175V121H178V120H176V119H173ZM235 120V119H234ZM239 120V119H238ZM245 119L243 120V118H242V122L244 121H246ZM260 120H259V122H260ZM264 120V119H263ZM229 121V120H228ZM231 121V120H230ZM233 121V120H232ZM241 120H239V122H240ZM254 121H252V122H254ZM155 122V121H154ZM162 122L163 123H166L167 122V118H166V121L164 122V120H162ZM236 122V121H235ZM242 122L240 123V124H242ZM251 122V121H250ZM251 122V123H252ZM53 123V122H52ZM52 123H51V125H52ZM135 123V124H134ZM148 123H150V122H148ZM168 123V122H167ZM185 123V122H184ZM5 124V125H6ZM174 124V123H173ZM172 124V125H173ZM197 124V123H196ZM249 124V123H248ZM253 124V123H252ZM259 124V123H258ZM257 124V125H258ZM51 125H50V127H51ZM90 125H93V127H91ZM137 125V126H138ZM149 125V124H148ZM154 125V124H153ZM152 125V126H153ZM163 125V124H162ZM165 125V124H164ZM228 125H230V124H228ZM239 125V124H238ZM261 125V124H260ZM37 126V125H36ZM48 126V125H47ZM53 126V127H54ZM129 126V127H128ZM132 126V125H131ZM151 125H149L148 127H150ZM156 126V125H155ZM160 126V125H159ZM171 126V125H170ZM232 126V125H231ZM242 126V125H241ZM264 126V125H263ZM128 127V128H127ZM134 127V126H133ZM163 127V126H162ZM259 127H261V126H259ZM45 128H47V127H45ZM56 128V127H55ZM135 128H136V126H135ZM147 128V127H146ZM151 128H153V127H150V128H148V130L149 129H151ZM158 128V127H157ZM174 128V127H173ZM232 129L231 130H233V127H231ZM251 127H247V124L245 123L244 125H243V127H241L240 129H238V128H236L237 130H234L235 131V135L234 136H232L233 138H232V140L231 141H229V143H227V145H231L232 144V146H234V149H240V152L238 151V155L237 156H230V157H232V161L233 160H236L235 162H233V164H230V168H227L229 171V173H228V175H229V179H228V181H230V183H231V185H230V183L227 185V188H229L228 186L230 185V187H232L233 188V191H234V189L236 190V189H240V190H238L239 191V193H237L236 195H235V197H232V199L230 198L229 200H233V199H235V198H237V197H239V199H240V197L241 196H245L244 197V202L245 203H248V202H253V201H251L252 200V198H250L249 197V193H253V192H258V190H259V188H261V186H262V188L264 187V167H261L262 169H263V173L262 172H260L259 170H262L261 168L259 169V168H257V166H255L254 168L252 167V164H260V166H261V164H263L264 163V129H262V131H257L256 129V131H254V130H252V128H253V126H252V128L250 129ZM264 128V127H263ZM128 129V130H127ZM131 129V128H130ZM165 129V128H164ZM194 129V128H193ZM228 129H230V127L228 128ZM260 129V128H259ZM53 130V131H54ZM131 130H133V129H131ZM141 130H142V127H141ZM160 130V129H159ZM163 130V129H162ZM170 130V129H169ZM261 130V129H260ZM138 132H139V130H137ZM144 131V130H143ZM175 131V130H174ZM173 131V132H174ZM194 131V130H193ZM230 131V130H229ZM59 132V133H60ZM132 132H134V131H132ZM132 132H129V135L132 133ZM141 132V131H140ZM145 132V131H144ZM144 132H141L140 134H142L143 135V133ZM152 132V131H151ZM159 132V131H158ZM162 132V131H161ZM199 132V131H198ZM134 133H136V132H134ZM134 133H132V134H134ZM147 133V132H146ZM146 133H144V134H146ZM153 133V132H152ZM165 133V132H164ZM172 133V132H171ZM175 133V132H174ZM203 133V132H202ZM201 133V131H200V133H197V136L199 135V134H201V135H204V134H202ZM45 134H46V132H45ZM58 134V133H57ZM137 134V133H136ZM139 134V135H140ZM149 134V133H148ZM169 134V133H168ZM173 134V133H172ZM192 135H193V133H191ZM231 134H232V131H231ZM141 135V136H142ZM195 135H196V133H195ZM201 135H200V137H201ZM206 135V134H205ZM204 135V136H205ZM213 135V134H212ZM220 135V134H219ZM57 136V135H56ZM133 136V135H132ZM137 136V135H136ZM141 136H138V137H141ZM152 136V135H151ZM157 136V135H156ZM164 136V135H163ZM210 136V135H209ZM230 136V135H229ZM229 136H228V138H229ZM50 137V136H49ZM128 137V136H127ZM135 137V136H134ZM162 137V136H161ZM170 137V136H169ZM173 137V136H172ZM172 137H171V139H172ZM203 137V136H202ZM201 137V140H203V138ZM206 137V136H205ZM225 137V139L224 140H226L227 139V137L226 136H224ZM47 138V137H46ZM131 138V137H130ZM145 138V137H144ZM147 138V137H146ZM145 138V139H146ZM193 138H194V135H193ZM198 138H199V136H198ZM197 137H196V139L195 140H197L198 139ZM210 138V137H209ZM220 138V137H219ZM53 139V140H52ZM132 139V138H131ZM140 139V138H139ZM142 139H143V137H142ZM205 139V138H204ZM208 139V138H207ZM222 139H223V137H222ZM222 139H220V140H222ZM230 139H231V137H230ZM47 140V139H46ZM154 140V139H153ZM152 140V141H153ZM163 140V139H162ZM199 140H200V138H199ZM213 140H216V139H213ZM224 140H222L223 141V143H224ZM54 141V142H53ZM60 141H64V142H62V144H60ZM143 141V140H142ZM164 141H166V140H164ZM212 141V140H211ZM121 142H123V140L121 141ZM136 142V141H135ZM146 142V141H145ZM203 142V141H202ZM220 142V144L222 143L221 141H219ZM231 142V143H230ZM196 143H198V141L196 142ZM201 143V142H200ZM199 143V144H200ZM123 144V143H122ZM121 144V145H122ZM226 144V143H225ZM218 145V144H217ZM226 145V146H227ZM229 145V146H230ZM114 146V147H113ZM219 146V145H218ZM221 146H223V145H221ZM221 146H220V148H221ZM225 146V145H224ZM167 147V146H166ZM91 148H96L95 149V151L94 150H92ZM112 148H113V150H112ZM225 148V147H224ZM201 149H203V148H201ZM206 149V148H205ZM228 149H232V147L231 148H228ZM227 149V152L228 151H230V150H228ZM180 150V149H179ZM94 151V152H93ZM113 151V152H114ZM127 151V150H126ZM205 151V150H204ZM208 151V150H207ZM150 152V151H149ZM176 152V151H175ZM181 152V151H180ZM203 152V151H202ZM210 152V151H209ZM117 153V152H116ZM116 153H114V154H116ZM152 153V152H151ZM161 153V152H160ZM172 153V152H171ZM187 153V152H186ZM185 153V154H186ZM218 153V152H217ZM216 153V154H217ZM226 153V152H225ZM224 153V154H225ZM229 153V152H228ZM228 153H227V155H228ZM231 153V152H230ZM113 154V155H114ZM127 154V153H126ZM125 154V155H126ZM205 154V153H204ZM209 154V153H208ZM232 154H233V152H232ZM124 155V156H125ZM133 155V154H132ZM206 155V154H205ZM218 155H219V153H218ZM230 155V154H229ZM228 155V156H229ZM118 156H121V155H118ZM168 156V155H167ZM202 156V155H201ZM228 156H226V157H228ZM111 157H113V156H111ZM170 157V156H169ZM186 157V156H185ZM211 157V156H210ZM229 157V158H230ZM178 158V157H177ZM180 158V157H179ZM178 158V160H177V162L179 161V160H181V159H179ZM181 158H182V156H181ZM204 157L202 156V159H203ZM223 158H225V157H223ZM65 159V160H66ZM112 159H114V158H112ZM170 159V158H169ZM183 159H185L184 158V156H183ZM209 159V158H208ZM217 159H219V158H216V160ZM222 159V158H221ZM221 159H220V161H221ZM115 160V159H114ZM121 160V159H120ZM199 160V159H198ZM214 160V159H213ZM215 160V161H216ZM229 160V159H228ZM228 160H222V162L223 161H228ZM261 160H263L262 162H260ZM104 161V160H103ZM122 161H123V159H122ZM121 161V162H122ZM184 160H182L181 162H183ZM232 161H230V162H232ZM115 162V161H114ZM120 162V161H119ZM185 162V161H184ZM184 162L182 163V164H184ZM191 162V161H190ZM199 162V161H198ZM201 162V161H200ZM214 163V162H213ZM216 163V162H215ZM215 163H214V165H215ZM224 163V162H223ZM223 163H218V161H217V166H219V165H225V166H227L228 164L227 163H225V164H223ZM98 164H100V163H98ZM175 164V163H174ZM179 164H180V162H179ZM178 164V165H179ZM190 164H193V163H190ZM202 164V163H201ZM206 164V163H205ZM219 164V165H218ZM97 165V164H96ZM169 165H170V163H169ZM187 166H190L188 163L186 164ZM195 167H197V165H199V164H193ZM193 165H191V166H193ZM212 165V164H211ZM210 165V166H211ZM215 165V166H216ZM92 166V165H91ZM93 166H95V165H93ZM180 166V165H179ZM190 166V167H191ZM193 166V167H194ZM199 166H201V165H199ZM204 166V165H203ZM210 166H209V168H210ZM217 166H216V168H217ZM175 167V166H174ZM178 167V166H177ZM184 167V166H183ZM186 167V166H185ZM189 167V168H190ZM213 165L211 166V168L213 169ZM222 167V168H221ZM97 168V167H96ZM180 168V167H179ZM188 168V171L189 170H191L192 169V167H191V169H189ZM201 168H203V167H201ZM205 168V167H204ZM215 168V167H214ZM216 168H215V170H210L209 169V171H206L205 172V174H207V172H208V176H209V173L210 172H216ZM219 168V170H220V168L221 169H223V171L224 170H227V169H225V167H223V166H219L218 167ZM93 169H95V168H93ZM181 169H182V166H181ZM180 169V170H181ZM207 169H208V167H207ZM206 169V170H207ZM259 169V170H258ZM184 170H187V169H184ZM204 170V169H203ZM182 171H183V169H182ZM181 171V172H182ZM200 171H201V169H200ZM223 171H222V173H223ZM76 172H75V174H76ZM186 172V171H185ZM217 172H218V170H217ZM221 172V171H220ZM219 172V173H220ZM174 173V172H173ZM183 173V172H182ZM181 173V174H182ZM189 173V172H188ZM198 173H200V172H198ZM213 173V174H214ZM218 173V174H219ZM260 173H262V174H260ZM187 174V173H186ZM201 175H205V174H202V172L200 173ZM188 176H189V178H186L187 180L189 179V180H191L190 179V174H187ZM215 175H216V173H215ZM227 175V174H226ZM225 175V173H224V176H226ZM83 176H85V175H83ZM163 176V175H162ZM184 177H186V175H183ZM208 176H207V178H208ZM212 176V175H211ZM175 177H176V175H175ZM174 177V178H175ZM181 177H182V175H181ZM199 177H201V176H199ZM198 177V178H199ZM203 177V179H205L204 178V176H202ZM201 177V178H202ZM82 178H84V177H82ZM81 178V179H82ZM155 178H157L156 176H155ZM154 178V179H155ZM161 178V177H160ZM159 178V179H160ZM166 178V177H165ZM183 178V177H182ZM167 179V178H166ZM165 179V180H166ZM171 179V178H170ZM179 179V178H178ZM177 179V180H178ZM185 179V178H184ZM209 179H211L210 178V176H209ZM213 179V178H212ZM225 179V178H224ZM223 179V180H224ZM180 180V179H179ZM199 180V179H198ZM198 180H197V182H198ZM216 180V179H215ZM226 180V179H225ZM153 181V180H152ZM193 181H194V179H193ZM193 181H189V183L191 182V184H193V183H195V181L193 182ZM200 181V180H199ZM203 181V180H202ZM205 181V180H204ZM203 181V182H204ZM219 181H220V179H219ZM227 181V180H226ZM226 181H224V183L226 182ZM164 182H166V181H164ZM183 182V181H182ZM193 182V183H192ZM202 182V183H203ZM207 182H209V181H207ZM162 183V182H161ZM202 183H200V184H202ZM210 183V182H209ZM213 183V182H212ZM212 183H211V185H212ZM183 184V183H182ZM185 184V183H184ZM183 184V185H184ZM188 184V183H187ZM186 184V185H187ZM205 184V183H204ZM207 184V183H206ZM163 185H164V183H163ZM190 185V184H189ZM188 185V187H190ZM193 185H195V184H193ZM193 185H191V187L193 186ZM162 186V185H161ZM176 186V185H175ZM199 186V185H198ZM159 187V186H158ZM166 188V187H165ZM174 188V187H173ZM194 188H195V186H194ZM202 188V186L200 187V189ZM226 188V187H225ZM172 189V188H171ZM170 190V189H169ZM175 190V189H174ZM202 190V189H201ZM200 190V191H201ZM230 190V189H229ZM261 190V189H260ZM173 191V190H172ZM230 192H231V190H230ZM229 192V193H230ZM235 192V191H234ZM199 193V192H198ZM233 193V192H232ZM204 194V193H203ZM246 194H248V195H246ZM199 195V194H198ZM200 195H201V192H200ZM199 195V196H200ZM222 195V194H221ZM229 195V194H228ZM252 195V194H251ZM254 195H255V193H254ZM231 196H233V194L231 195ZM195 197H197V196H195ZM201 197V196H200ZM200 197H198V198H200ZM205 197V196H204ZM204 197L202 196V200H203V203L205 202L204 201ZM223 197V199L225 198L224 196H222ZM251 197H254L253 195L251 196ZM251 200H250V199ZM180 199V198H179ZM238 199V198H237ZM255 199H256V197H255ZM162 200V199H161ZM200 200H201V198H200ZM201 200V201H202ZM241 200H242V197H241ZM254 200V199H253ZM167 201H168V199H167ZM199 201V200H198ZM234 201V200H233ZM228 202V203H227ZM229 202L230 201H227L226 200V204L225 205H227V206H224L225 208L227 207H229L228 206V204H229ZM235 202V201H234ZM231 203L230 204V207H232V208H234V207H236V202L235 203ZM196 204L198 203V205H196V207L197 206H199V204L201 203H199V202H197V200H196V202H195ZM194 203V204H195ZM206 203V202H205ZM204 203V204H205ZM209 203V202H208ZM260 203V202H259ZM203 204V205H204ZM221 204V203H220ZM257 204L258 203H256L254 206H252V207H256L257 206ZM206 206L204 207L205 208V210H206V207H207V204H205ZM222 205H224V202L222 203ZM201 206V205H200ZM213 206V205H212ZM247 206V205H246ZM195 207V208H196ZM203 207V206H202ZM210 207V206H209ZM219 207H221L220 205H219ZM251 207V208H252ZM262 207V206H261ZM198 208V207H197ZM239 208V207H238ZM242 208V207H241ZM250 208V209H251ZM258 208V207H257ZM217 210V212L218 213H220V211H221V213H222V215L221 216H223L224 214H223V212H222V207L220 208V209H217V207L216 208H214V210ZM235 209V208H234ZM262 209V208H261ZM198 210H200V209H198ZM203 210V209H202ZM213 209H212V211H211V214H213L212 212L214 211ZM218 210H220V211H218ZM228 210V209H227ZM259 210H260V208H259ZM210 211H208L207 210V214H208V212H210ZM225 211V210H224ZM193 212H195V211H193ZM197 212V211H196ZM215 213H217L216 211H214ZM245 212V211H244ZM157 213V212H156ZM198 213H199V211H198ZM220 213V214H221ZM242 213H243V211H242ZM200 214H202V213H200ZM237 214V213H236ZM199 215V214H198ZM209 215V214H208ZM217 215V214H216ZM216 215H214V216H211V215H209V216H207L209 219L208 220H210V223L211 222H214V221H216L215 220V216ZM211 216V217H210ZM199 217V216H198ZM201 217V216H200ZM202 217H203V215H202ZM206 217V218H207ZM235 217V216H234ZM237 217V216H236ZM204 218H205V215H204ZM218 218V217H217ZM216 218V219H217ZM253 218H255V217H253ZM219 219V218H218ZM236 218H234V224H236V222H237V220H235ZM198 220H200V219H198ZM219 220H221V218L219 219ZM219 220H218V223H217V221L216 222H214V224L215 225H213V224H211V225H213L215 228H216V226H217V228H219V224L220 223H223V221L224 220H222L221 222H219ZM231 220V221H232ZM248 220V219H247ZM207 221V219L205 220V222ZM233 221H232V223H233ZM254 221V220H253ZM200 222H202V220H200ZM205 222H204V224H205ZM256 222H257V227L258 226H262V225H264V216L263 215H260L259 217H258V219H256ZM198 223V222H197ZM210 223H206V224H210ZM229 224H230V222H228ZM227 223V224H228ZM231 223V224H232ZM246 223V222H245ZM173 224V223H172ZM201 224V223H200ZM203 224V223H202ZM201 224V225H202ZM255 224V223H254ZM250 225V224H249ZM208 226V225H207ZM206 225H204V229H205V227H207ZM223 227V225H221L220 224V227ZM227 226V225H226ZM225 226V227H226ZM237 228V227H236ZM245 228V227H244ZM197 229V228H196ZM207 229L210 231V233H209V235H207V236H209L210 238H211V236H210V234L211 235H213V233H214V236H213V243H215V244H217V243H219V239H222V238H224V236H223V234L225 235V234H228L229 232H227V233H223V232H225L226 231V229H225V231H222V232H220V230L222 229H220L219 230V232L222 234H218V232L217 231H212V230H214L212 227H211V229H210V226H208L207 227ZM223 229V230H224ZM261 229V231H262V235H264V226L263 227H261L260 228ZM202 230H203V225H202ZM217 230V229H216ZM234 230H235V228H234ZM255 230V229H254ZM207 231V230H206ZM205 231V232H206ZM228 231H231L230 229H228ZM247 231V230H246ZM195 233H196V231H194ZM200 232V231H199ZM208 232V231H207ZM252 232V231H251ZM255 232V231H254ZM203 234V233H202ZM231 234V233H230ZM248 234V233H247ZM197 235V234H196ZM198 236V235H197ZM196 236V237H197ZM199 236H202L201 234L199 235ZM196 237H194V239L196 238ZM203 237V236H202ZM206 237V236H205ZM204 237V238H205ZM189 238V237H188ZM187 238V239H188ZM207 239V238H206ZM197 241H196V244H198V245H196V246H198V248L196 249V251H198V249H201L200 251H202V252H204V247H206L204 244H203V240L201 241L200 240V238H198L197 237V239H196ZM208 240H209V238L207 239V242H208ZM225 240V239H224ZM264 240V239H263ZM206 241V240H205ZM209 241H211V239L209 240ZM253 241V240H252ZM262 241V240H261ZM190 242H191V238H190ZM192 242H194V241H192ZM191 242V243H192ZM207 242H205L206 244H207ZM222 242V241H221ZM229 242V241H228ZM256 242V241H255ZM260 242V241H259ZM238 243V242H237ZM193 244V243H192ZM211 245H212V243H210ZM214 244V245H215ZM253 244V243H252ZM207 245H209V243L207 244ZM217 246V245H216ZM215 246V247H216ZM228 247H226L227 248V250H230V251H235V249L236 248H234V246H236L234 243L233 244H231V245H227ZM256 246H258L257 244H256ZM259 246H260V244H259ZM262 246V245H261ZM192 247V246H191ZM193 247H194V245H193ZM249 247H250V245H249ZM194 248H196V247H194ZM260 247H258V249H259ZM206 250H208L207 248H205ZM218 249V248H217ZM244 249V248H243ZM251 249V248H250ZM257 249V248H256ZM255 249V250H256ZM195 250V249H194ZM216 250V249H215ZM249 250V249H248ZM211 251V250H210ZM224 251H226V250H224ZM253 251V250H252ZM208 253H209V251H207ZM227 252V251H226ZM251 252V251H250ZM254 252V251H253ZM253 252H251V253H253ZM211 253H212V251H211ZM217 253H219V251L217 252ZM222 253V252H221ZM196 254V253H195ZM200 254V253H199ZM207 254V253H206ZM254 254V253H253ZM208 255V254H207ZM189 256V255H188ZM192 256V255H191ZM199 256H201V255H199ZM204 257H206V256H204ZM187 259V258H186ZM207 259V258H206ZM210 259V258H209ZM252 259V258H251ZM212 260H214V259H212ZM200 261V260H199ZM202 261V260H201ZM205 260H203V262H204ZM250 261V260H249ZM197 262H198V260L196 259V257L195 258H191L190 257V259H188L187 260V264H197ZM213 263H214V261H213ZM201 264V263H200ZM247 264V263H246Z\"/></svg>",
	"mask_w": 264,
	"mask_h": 264
}]
</instances>
